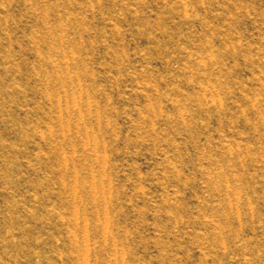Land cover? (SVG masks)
Segmentation results:
<instances>
[{
    "label": "rangeland",
    "instance_id": "1",
    "mask_svg": "<svg viewBox=\"0 0 264 264\" xmlns=\"http://www.w3.org/2000/svg\"><path fill=\"white\" fill-rule=\"evenodd\" d=\"M0 264H264V0H0Z\"/></svg>",
    "mask_w": 264,
    "mask_h": 264
}]
</instances>
